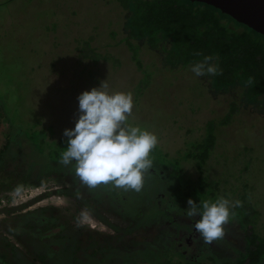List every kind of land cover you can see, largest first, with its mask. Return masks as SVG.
<instances>
[{
	"label": "rangeland",
	"instance_id": "obj_1",
	"mask_svg": "<svg viewBox=\"0 0 264 264\" xmlns=\"http://www.w3.org/2000/svg\"><path fill=\"white\" fill-rule=\"evenodd\" d=\"M126 20L127 8L121 0H0V254L7 252L14 263L26 254L37 264H62L65 244L66 252L75 250L83 260L98 249L108 264H124L116 247L133 256L151 242L161 246L176 232L180 245L194 236L193 247L210 248L219 256L231 253L226 240H242L240 226L228 223L223 239L204 243L194 232L198 217L186 216L187 200L177 211L170 208L172 218L162 214V196L174 190L166 185L171 181L164 175L145 174L140 192L145 185L149 188L143 199L140 192L129 190L132 202L142 210L138 214L131 204L100 200L95 188L83 185L76 176L74 162L65 166L56 159L47 165L44 153L31 150L25 131L32 136L31 129L53 127L48 138L57 139L65 129L74 128L77 97L105 79L110 90L132 93L134 107L128 123L154 132L158 148L168 156H180L191 141L201 138L205 123L208 126L212 117L221 116L231 101L240 103L231 123L218 128L214 124L217 141L204 165L203 175L220 180V190L196 188L191 193L201 201L243 198L261 211L258 225H264V109L241 103V87L212 91L209 75L197 77L181 65L167 67L161 53L145 40H139L135 50L117 42L128 32ZM51 27H58L59 34L50 32ZM112 29L115 37L109 35ZM32 46L43 50L36 52ZM106 48L111 53L104 57ZM134 53L142 58V67L133 59ZM114 54L121 64H115ZM146 70L152 71L148 84ZM181 163L185 176L196 180L200 171L194 160L181 158ZM67 187L79 190L75 195L63 193L61 189ZM95 209L106 219L99 218ZM30 211L36 215L26 216Z\"/></svg>",
	"mask_w": 264,
	"mask_h": 264
},
{
	"label": "trees",
	"instance_id": "obj_2",
	"mask_svg": "<svg viewBox=\"0 0 264 264\" xmlns=\"http://www.w3.org/2000/svg\"><path fill=\"white\" fill-rule=\"evenodd\" d=\"M121 3L127 8L126 27L128 32L121 37L123 39L117 40V42L124 41L129 48L135 50L139 40H145L151 48L161 53L164 64L169 68H175L179 65L190 67L195 62L202 60L203 56L211 55L215 58L213 63L217 64L219 69L222 70V74L210 76L212 91H226L241 87L239 92L241 103H253L254 108L264 109V34L262 32L205 1L121 0ZM226 17L230 20H226ZM58 29V27H51L49 31L59 34ZM114 31L115 29H112L109 35L115 37L116 33ZM117 42H108V44L106 42V45H116ZM33 50L36 52L42 51L43 46L39 49L34 47ZM109 53H111L110 50L104 54V57L108 56ZM133 59L137 65L139 64L138 67H142V58L137 53L133 54ZM113 61L115 64H121L120 58L115 54ZM145 72H148L145 76L148 84L152 79V71L146 70ZM249 78L252 80L250 84L248 83ZM145 86L138 92L143 91L146 88ZM239 111L240 103L231 101L229 108L221 116L212 117L209 123L207 122L208 126L205 123V132L201 135V138L191 141L189 147L184 149V153L179 152L180 156H168V152L161 151L162 149L160 148V150L158 145L150 153L153 167L146 173V176L155 175L160 177L164 175L163 178L171 181L167 182L166 185L174 188L170 192L166 190L165 195L162 196L160 203L162 214L172 218L169 212L170 208L177 211L180 206L185 205L188 198L193 199L191 193L193 189H207L211 193L220 190V180L209 179L208 175H203L204 165L210 158L217 141L214 124L216 123L218 128V125L231 123L234 115ZM51 132H53V127L31 129L29 133L33 134L32 136L25 131L27 138H29L27 140L29 147L34 152L44 153L47 158V165L56 159H61L62 153L67 149V138L60 135L57 139H50L48 133ZM8 143L6 142L5 146L8 147ZM56 143L59 144V147H56ZM248 147L245 146L244 148L247 149ZM181 158L194 160L200 171V175L196 180L190 175L185 176ZM167 167H170V171H166ZM183 176L190 179V182L193 179L195 183L190 184V182L184 181ZM192 185L197 186L191 187ZM94 188L100 200L102 198L109 200L117 206L131 204L129 206L136 207V203L132 202L133 197L130 191L116 188L112 182L107 185L100 184ZM148 188L149 185H145L144 192L143 194L140 192L139 197L142 199L144 196L147 197L146 190ZM78 190L79 188L73 187L61 189L63 193L72 195H75ZM239 200L244 201L243 198H239ZM195 201L198 204L201 202V200ZM134 209L137 210L138 214L142 213L139 207ZM95 211L93 212L99 218L106 219L103 213H99L96 209ZM233 211L235 215L230 218L229 224L240 226L242 240L240 242L225 241L227 248L231 250V253L227 256H219L206 247L196 249L191 243L194 236H190L191 240L186 239V241L182 238V245H180L178 243L180 241L176 240L180 236L179 232H176L175 237L165 240L161 246H156L154 242H151L145 248L142 247L136 250L138 253L134 252L133 256L130 251L121 250L118 247L115 248L116 254L120 256V260H124V264H264V225H258L261 211L252 202H243L242 207ZM28 213L26 216L33 217V215H36L32 211ZM40 217L48 218L46 219L48 221L49 219H55L53 215H42ZM37 235L43 237L42 233H37ZM73 240L78 248L81 247L79 240L74 237ZM69 244L74 245L73 242H69ZM100 245L98 244L97 248ZM48 248L53 253L58 252L50 245H48ZM67 251L64 244L63 252L66 261L61 262L62 264H90V259H93V264H108L105 260L106 256L97 253L98 249L92 251L90 254L92 258L89 256L86 260L79 258L78 254L74 252L75 250ZM7 255V252L0 254V264H37L28 259L26 254L19 253L16 257L19 258L22 255V258L20 257L16 263L12 262L13 260ZM25 260L29 263H26Z\"/></svg>",
	"mask_w": 264,
	"mask_h": 264
},
{
	"label": "clouds",
	"instance_id": "obj_3",
	"mask_svg": "<svg viewBox=\"0 0 264 264\" xmlns=\"http://www.w3.org/2000/svg\"><path fill=\"white\" fill-rule=\"evenodd\" d=\"M214 59L203 56L190 66V71L197 77L222 74ZM248 83H252L251 78ZM77 99L78 119L74 128L64 130L67 149L60 163L67 166L74 162L76 176L89 188L112 182L116 188L140 192L145 174L153 167L150 153L159 140L154 132L128 123L134 107L132 93L110 90L105 79ZM187 205L186 216L198 217L195 232L210 245L223 239L225 226L235 215L233 210L242 207L243 202L219 196L214 202L205 199L200 204L188 198Z\"/></svg>",
	"mask_w": 264,
	"mask_h": 264
},
{
	"label": "water",
	"instance_id": "obj_4",
	"mask_svg": "<svg viewBox=\"0 0 264 264\" xmlns=\"http://www.w3.org/2000/svg\"><path fill=\"white\" fill-rule=\"evenodd\" d=\"M219 7L264 34V0H200Z\"/></svg>",
	"mask_w": 264,
	"mask_h": 264
}]
</instances>
